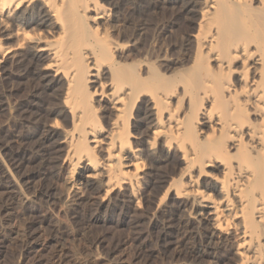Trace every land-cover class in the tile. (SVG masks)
<instances>
[{
    "label": "bare ground",
    "instance_id": "6f19581e",
    "mask_svg": "<svg viewBox=\"0 0 264 264\" xmlns=\"http://www.w3.org/2000/svg\"><path fill=\"white\" fill-rule=\"evenodd\" d=\"M164 2L180 3L192 15L187 36L194 62L187 75L145 76L146 64L128 61L130 49L115 36L122 20L115 0H0V79L31 74L45 89H56L57 106L44 133L67 147L73 199L86 173L106 186L107 195L119 190L137 197L143 163L131 138L143 122L152 131L151 151L176 149L185 164L164 197L187 200L221 231L240 210L237 264H264V0ZM142 5L134 0L124 7L132 13ZM13 90L5 92L10 105ZM183 101L185 116L171 107ZM206 127L210 132L203 133ZM45 144L39 145L43 157Z\"/></svg>",
    "mask_w": 264,
    "mask_h": 264
},
{
    "label": "rangeland",
    "instance_id": "374dc122",
    "mask_svg": "<svg viewBox=\"0 0 264 264\" xmlns=\"http://www.w3.org/2000/svg\"><path fill=\"white\" fill-rule=\"evenodd\" d=\"M130 1L134 0H115L119 7L117 14L122 19L116 22L120 30L115 36L130 49L128 61L146 64L145 76L189 74L194 61L187 18L192 15H185L180 3H162L164 0H142L141 10L126 12L124 6ZM106 5L112 7L109 2ZM142 23H145L143 31L139 29ZM164 57L169 61H163ZM26 66L33 70L32 61ZM9 86L14 87L11 105L5 93ZM55 91L45 89L41 78L31 74L23 80L17 76L0 79V264H237L240 261V210L235 218H229V230L221 231L213 229L187 200L164 197L170 182L180 179V169L185 164L176 149L151 151L148 140H152V131L143 122L136 126L133 133L136 138H131L137 143L135 149L141 151L138 153L143 163L138 172L137 197L131 199L119 190L107 195L106 186L88 179L86 173L80 180L81 192L73 199L75 175L71 161L65 158L67 147L47 141L44 133L57 106ZM19 102L23 104V113ZM12 105L19 108L13 110V115ZM182 105L176 102L171 107L179 106V114L185 116L188 103L183 101ZM62 117L70 128L69 118ZM140 117L137 115L136 119ZM205 132H210V128L203 129ZM59 134L58 130L55 138ZM141 136L147 143L137 139ZM41 144L48 146L45 157L38 155L43 153L39 150ZM42 190H48L51 196L47 198L41 194ZM236 205L240 207L238 201ZM237 207L236 211L240 209Z\"/></svg>",
    "mask_w": 264,
    "mask_h": 264
}]
</instances>
